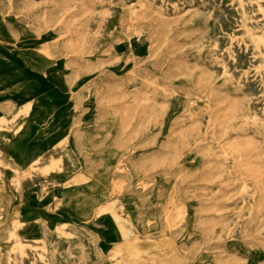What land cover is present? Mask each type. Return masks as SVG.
I'll return each mask as SVG.
<instances>
[{
    "label": "rangeland",
    "instance_id": "1",
    "mask_svg": "<svg viewBox=\"0 0 264 264\" xmlns=\"http://www.w3.org/2000/svg\"><path fill=\"white\" fill-rule=\"evenodd\" d=\"M28 53L61 101L0 102V264H264V0H0V59Z\"/></svg>",
    "mask_w": 264,
    "mask_h": 264
},
{
    "label": "bare ground",
    "instance_id": "2",
    "mask_svg": "<svg viewBox=\"0 0 264 264\" xmlns=\"http://www.w3.org/2000/svg\"><path fill=\"white\" fill-rule=\"evenodd\" d=\"M24 57H26V63L30 65L27 72L18 68L15 59H0V102L2 98L16 99L20 106H24L25 111L31 112L30 117H35L36 114L44 110H53L55 102L61 101V96L49 78L40 76L41 67L35 56L28 53ZM57 114L54 122L52 121L48 125V131L39 137L24 155L18 158L17 161L20 164H39L44 154L64 136L65 132L62 133L64 124L61 123L62 119L65 120L64 108H59ZM92 190L91 193H86L82 197H78L74 190L64 192L62 202L67 207L66 212L62 215L65 220L64 224H79L81 221H87L96 203L93 195L99 192L101 188L93 187ZM32 234L31 229H28L24 231L23 237L27 239ZM121 249L126 264H174L170 257L163 254H156L152 259L141 263L138 262V259L143 254L142 251H132L128 245H122Z\"/></svg>",
    "mask_w": 264,
    "mask_h": 264
}]
</instances>
